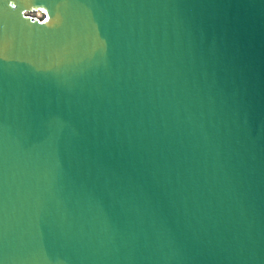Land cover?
Wrapping results in <instances>:
<instances>
[{"label":"water","instance_id":"obj_1","mask_svg":"<svg viewBox=\"0 0 264 264\" xmlns=\"http://www.w3.org/2000/svg\"><path fill=\"white\" fill-rule=\"evenodd\" d=\"M0 264H264V0H0Z\"/></svg>","mask_w":264,"mask_h":264},{"label":"rangeland","instance_id":"obj_2","mask_svg":"<svg viewBox=\"0 0 264 264\" xmlns=\"http://www.w3.org/2000/svg\"><path fill=\"white\" fill-rule=\"evenodd\" d=\"M31 16L39 18V17H41L42 15H41L39 12H36V13H34V14H31Z\"/></svg>","mask_w":264,"mask_h":264}]
</instances>
